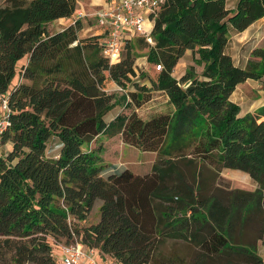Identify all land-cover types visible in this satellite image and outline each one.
Masks as SVG:
<instances>
[{
    "label": "trees",
    "instance_id": "trees-1",
    "mask_svg": "<svg viewBox=\"0 0 264 264\" xmlns=\"http://www.w3.org/2000/svg\"><path fill=\"white\" fill-rule=\"evenodd\" d=\"M4 1L0 95L9 94L3 142L12 150L0 157V260L57 264L51 237L78 240L122 264H264V108L242 116L231 100L238 84L264 78V46L252 50L245 67L226 51L230 30L264 17V0H239L234 9L226 0H165L154 18V43L137 37L115 63L101 54L100 35L79 36V21L49 33V23L76 12L77 0ZM137 45L149 48L148 62L162 65L152 89L166 93L173 109L148 118L133 110L108 123L116 97L104 85L125 87L138 76ZM189 50L194 63L177 78L174 69ZM136 85L128 96L140 107L151 91ZM100 134H121L125 144L156 152L151 171L104 172L98 151L88 147ZM53 137L60 150L50 158ZM204 165L216 173L246 171L257 187L206 195ZM98 200L96 223L70 221H85ZM253 220L255 242L247 232ZM168 238L189 244L192 260L158 257L156 243Z\"/></svg>",
    "mask_w": 264,
    "mask_h": 264
},
{
    "label": "rangeland",
    "instance_id": "rangeland-1",
    "mask_svg": "<svg viewBox=\"0 0 264 264\" xmlns=\"http://www.w3.org/2000/svg\"><path fill=\"white\" fill-rule=\"evenodd\" d=\"M5 4L6 3L4 0H0V6H4ZM48 31L49 33H51L52 31H54V28L48 25ZM91 33L92 31H89L86 36H80L79 32V36L81 38L94 36L91 35ZM135 39L136 38H134L133 40L135 41ZM260 45L264 46V40ZM126 52L127 50L125 51V54ZM133 52L136 56L135 68L138 76L132 77V81H128L125 87L117 83H113L114 81L111 80H108L104 85L105 90L110 94H114L116 97V104L104 116L107 120H110L111 118L115 119V117H117L119 114H129L135 109V105L131 102L128 96V92L136 90V84H138L139 86H146L151 91V99L149 100V102L145 103L138 110V113L141 117L148 118L153 114L170 110L169 103L166 101V97L163 95L164 93L152 89L151 78H156L159 70L157 68L158 64L148 62L149 48L139 47L137 45L134 48ZM20 67L21 66H18L17 74L13 80L14 82H16L19 77ZM187 67L188 66H186V68ZM183 68H185V66H177L175 74H179ZM196 68L199 73L202 72L201 66H196ZM20 80L28 82L23 78ZM11 88L12 87H10L9 91H11ZM8 144L9 143H4L2 147L3 157H7L8 153L10 152ZM88 147L91 149H96L99 156L101 155L100 163L103 166L104 172L110 169L112 163H118L117 165L119 167V170H122V167H127L139 174L148 173L151 171V165L158 158V154L156 152L141 151L133 146L123 143L121 134H117L115 136L101 134L99 137L92 140ZM59 150L60 145L57 138H51L47 146V155L50 158H55L58 156ZM244 173L247 174L248 172L239 169H225L223 171H220L219 173H216L213 170V167L204 165L202 167V180L204 181L203 185L205 186L204 194H218L227 196L229 192H231V190H233L237 186H241L244 189L253 187V185L255 184L254 181L249 178H244ZM101 204L102 201L100 200L96 202L94 208L85 221L78 222L73 220V218H70V221L77 223L80 227H85L96 223L100 217ZM247 232L248 241L252 240L255 242L257 234L259 233V224L256 220L251 221L247 225ZM49 241L52 244L53 252L55 251L56 255L60 254L61 250L59 245L64 244L65 239L62 238L60 239V241H56L55 239L49 237ZM156 246L158 247V257L160 256L162 257V259H168L176 256L181 257L186 261H191L195 254V250L189 244L180 240L168 238L164 241L156 243ZM258 251L261 255L264 256V239L258 241ZM0 264L7 263H4V261L0 260Z\"/></svg>",
    "mask_w": 264,
    "mask_h": 264
},
{
    "label": "built area",
    "instance_id": "built-area-1",
    "mask_svg": "<svg viewBox=\"0 0 264 264\" xmlns=\"http://www.w3.org/2000/svg\"><path fill=\"white\" fill-rule=\"evenodd\" d=\"M165 0H109V3L97 11L99 26L102 29L99 42L101 54L111 63L120 61L126 45L137 37H145L154 43L151 32L154 18ZM148 22L153 23L151 27ZM158 70L162 65H157ZM0 157L2 154L3 134L11 125L12 112L9 94L0 95ZM60 254L53 252L58 264H122L108 255H101L99 251L75 240L71 243L60 244Z\"/></svg>",
    "mask_w": 264,
    "mask_h": 264
},
{
    "label": "crops",
    "instance_id": "crops-1",
    "mask_svg": "<svg viewBox=\"0 0 264 264\" xmlns=\"http://www.w3.org/2000/svg\"><path fill=\"white\" fill-rule=\"evenodd\" d=\"M238 1L239 0H226L228 8L230 9L236 8ZM108 3L109 0H77L76 12L71 17L60 18L58 20L49 23V26L50 27L52 26L54 28V31H52L51 34L57 31H61L67 26L74 24L76 21H79L82 26L80 30V36L81 35L86 36L89 31H92L91 35H100L102 33V29L99 26L96 13L100 8L106 6ZM152 25L153 23L148 22L149 27H151ZM263 40H264V17L255 21L244 31L238 32L233 29L230 30V38L228 45L226 47V51L228 54L232 56L236 65L245 67L249 59L251 58L252 50L258 46H262L260 44L262 43ZM191 56H193V53L191 50H189L184 55V57H182L179 60L173 72V75L175 77L180 78L185 73L187 69L186 66H189L190 64L194 63L193 57ZM25 63H27V57L20 61V65ZM177 66H185V68H183L179 74H175V70ZM163 95L166 97V101L169 103L170 110H172L173 107L169 101L168 95L166 93H164ZM231 100L240 106V115L242 116L249 112L254 113L264 108V78H262L261 80L248 79L245 82L238 84L235 91L231 95ZM140 107L135 106L134 110L138 112ZM112 119L113 118L107 120L105 118L106 122L108 123ZM8 145H9V150L11 151L12 144L9 143ZM117 164L118 163H112L111 164L112 166L110 167L115 166L119 168ZM153 164L151 165V169ZM122 168H127V167H122ZM225 169L232 170L230 168H225ZM244 175H245L244 178L252 179L250 174L244 173ZM254 183L255 184L253 185V187L248 189L254 190L257 187V183L255 181ZM236 188H243V187L237 186Z\"/></svg>",
    "mask_w": 264,
    "mask_h": 264
}]
</instances>
